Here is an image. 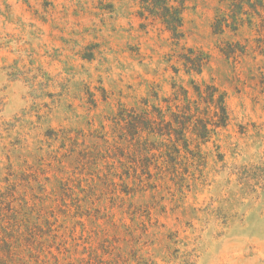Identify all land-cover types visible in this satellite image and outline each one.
<instances>
[{"label": "rangeland", "instance_id": "obj_1", "mask_svg": "<svg viewBox=\"0 0 264 264\" xmlns=\"http://www.w3.org/2000/svg\"><path fill=\"white\" fill-rule=\"evenodd\" d=\"M161 1L0 0V264H264V0Z\"/></svg>", "mask_w": 264, "mask_h": 264}, {"label": "trees", "instance_id": "obj_2", "mask_svg": "<svg viewBox=\"0 0 264 264\" xmlns=\"http://www.w3.org/2000/svg\"><path fill=\"white\" fill-rule=\"evenodd\" d=\"M155 0V3L165 4L167 6V1ZM165 12L162 16L165 24L170 30L174 32L175 36H178V29L181 27V15L177 9L174 8H164ZM187 66H190V69H196L198 72H201L203 66L204 58L201 55L196 54L193 51H189V55L184 58ZM211 101L215 104V118H217L216 125L217 127L223 126L228 120V114L224 103V98L222 95H218L216 90L210 94ZM205 133H208L207 126L204 127Z\"/></svg>", "mask_w": 264, "mask_h": 264}]
</instances>
